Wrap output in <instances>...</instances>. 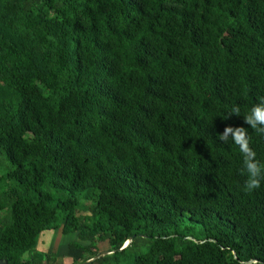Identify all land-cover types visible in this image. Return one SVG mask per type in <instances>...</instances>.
Returning a JSON list of instances; mask_svg holds the SVG:
<instances>
[{"label": "trees", "instance_id": "trees-1", "mask_svg": "<svg viewBox=\"0 0 264 264\" xmlns=\"http://www.w3.org/2000/svg\"><path fill=\"white\" fill-rule=\"evenodd\" d=\"M261 97L264 0H0V264H264Z\"/></svg>", "mask_w": 264, "mask_h": 264}, {"label": "clouds", "instance_id": "clouds-1", "mask_svg": "<svg viewBox=\"0 0 264 264\" xmlns=\"http://www.w3.org/2000/svg\"><path fill=\"white\" fill-rule=\"evenodd\" d=\"M239 106H234L229 115L239 116ZM244 123L248 127L255 130L256 133L264 135V97L250 109L249 114L245 116ZM219 138L223 143L233 141L240 149L243 155V169L241 174H247L244 183V190L251 192L258 189L261 180H264V164H262L256 156V152L251 146V137L248 129L237 126H226L223 133L219 134Z\"/></svg>", "mask_w": 264, "mask_h": 264}, {"label": "rangeland", "instance_id": "rangeland-1", "mask_svg": "<svg viewBox=\"0 0 264 264\" xmlns=\"http://www.w3.org/2000/svg\"><path fill=\"white\" fill-rule=\"evenodd\" d=\"M180 228L187 227L194 236H201V231L198 225L193 223H186L184 226H179ZM37 244L33 247V249L28 253H25L23 255L24 259H28L30 256L33 260H43L46 255H51L53 253V256L57 257L55 258L54 262L55 264H67L70 259H65L66 255L70 253V251L73 254H77L75 249H69L68 245L72 241H78L77 235L75 233H69L67 235H63L58 230L53 231H43L39 234ZM79 242V241H78ZM81 245H86L87 243L79 242ZM106 242L99 243L98 246V252L100 250H107ZM147 246L146 243L137 241V244L135 245V252L140 253L145 250V247ZM132 253V251L130 252Z\"/></svg>", "mask_w": 264, "mask_h": 264}, {"label": "water", "instance_id": "water-1", "mask_svg": "<svg viewBox=\"0 0 264 264\" xmlns=\"http://www.w3.org/2000/svg\"><path fill=\"white\" fill-rule=\"evenodd\" d=\"M130 240H131V238L128 241H126L123 246L127 245L130 242ZM107 253H110L109 250H100L99 252H97V254L95 256L91 257L89 260H87V261H85L83 263L74 262V263H71V264H89L94 259H96V258H98V257H100V256H102L104 254H107Z\"/></svg>", "mask_w": 264, "mask_h": 264}]
</instances>
